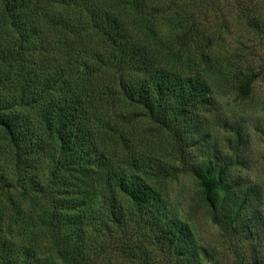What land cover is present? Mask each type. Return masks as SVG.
<instances>
[{"label":"trees","instance_id":"16d2710c","mask_svg":"<svg viewBox=\"0 0 264 264\" xmlns=\"http://www.w3.org/2000/svg\"><path fill=\"white\" fill-rule=\"evenodd\" d=\"M263 77L264 0H0V264H209L166 199L180 174L236 250L261 189L215 93Z\"/></svg>","mask_w":264,"mask_h":264},{"label":"rangeland","instance_id":"374dc122","mask_svg":"<svg viewBox=\"0 0 264 264\" xmlns=\"http://www.w3.org/2000/svg\"><path fill=\"white\" fill-rule=\"evenodd\" d=\"M170 7L173 11L177 9L175 5ZM168 9L166 7L164 10ZM226 11L221 12L220 17L225 16ZM241 33L239 28L231 24L229 30L224 31L217 39L218 44L222 45L221 52L234 49V41L241 39ZM215 99L219 113L241 120L246 143L241 148V165L237 170L259 184L261 198L253 206L264 213V77L254 83L253 95L247 100H241L229 91L216 92ZM214 123L211 135L222 138L218 121ZM165 192L172 212L187 221L196 243L211 249L209 264H254L255 258L264 263V219L258 221L253 232L246 234L244 241L233 251L229 236L211 220L207 208L199 200L193 179L180 174L167 183ZM131 261L116 253L110 264H133Z\"/></svg>","mask_w":264,"mask_h":264}]
</instances>
